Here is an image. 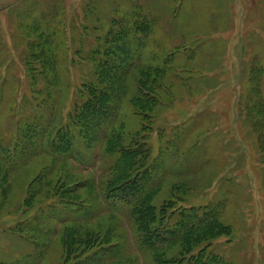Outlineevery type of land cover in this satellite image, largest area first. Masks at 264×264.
I'll return each instance as SVG.
<instances>
[{
	"label": "rangeland",
	"instance_id": "obj_1",
	"mask_svg": "<svg viewBox=\"0 0 264 264\" xmlns=\"http://www.w3.org/2000/svg\"><path fill=\"white\" fill-rule=\"evenodd\" d=\"M260 98L264 0H0V148L40 133L9 170L0 150V264H264ZM214 208L212 237L145 243Z\"/></svg>",
	"mask_w": 264,
	"mask_h": 264
},
{
	"label": "trees",
	"instance_id": "obj_2",
	"mask_svg": "<svg viewBox=\"0 0 264 264\" xmlns=\"http://www.w3.org/2000/svg\"><path fill=\"white\" fill-rule=\"evenodd\" d=\"M144 29L145 28H143V30ZM121 42H122V39L120 37H116L114 39L112 38V52L117 53V55H119V58H121V56H125L128 58L129 49L127 47H124V45H122ZM125 68H126L125 64L120 59L116 64H114L110 68L103 66L102 72L106 73L105 79H110L113 81V80H116L117 77L123 75L126 72ZM120 70H122L121 73H120ZM108 97L109 99H107V97L105 98L107 105L106 107H104V112L101 114H97L98 117L95 114H92V115L86 114L85 117L90 119V122H89L90 126H88L87 132H85L86 135L87 133H91V132L94 133L98 131L97 129L103 128V126L105 127V124L108 125L111 122L112 114L114 113V110L112 109V96H108ZM256 106L259 109V111L264 114V100L262 98H260ZM261 122L264 124V119H262ZM24 132H25L24 135L22 132V136L24 139L22 140L21 143L19 144L15 143L12 146V148L11 147H8L5 149L0 148V150H3L5 152L3 155L8 158V162L4 163L7 170H9V167L18 166V159L25 160L26 158H28L29 156L33 155L34 153L38 151V141L40 139V133H37L33 128H30V127L26 128V131ZM262 142H264V136L262 138ZM58 151H61L63 153L65 152L63 148L59 149ZM16 154H18L19 156H16ZM126 159L127 157L124 158L126 166L122 170H119L120 173L117 176L118 178L124 176L125 173L130 168H132V166H136L138 164V161L133 157L131 158L129 156V158L127 160ZM13 160H16V161L13 162ZM141 186H140L141 192L142 191L145 192L144 190L146 187L143 186L141 188ZM69 191L72 192L73 190L71 189ZM141 192H139L137 196L141 197L146 194V192L145 193H141ZM148 203L149 202H147V204ZM165 210L162 213L164 214L167 213V211ZM137 212H142V211L138 209L137 211H130V215L138 228L143 229L146 225H152L155 222H157V219H156L157 213H155V209L151 208L147 211L143 210L142 214L137 213ZM218 212H219L218 208H214L213 210L208 209V211H206L202 216H199V218H198V214L196 213V211H186L184 213H181V215H179V220L177 219L175 221L173 225L174 228H172L169 231L166 238L155 240L156 236H151V238L145 241V243L148 246L152 247V249L157 250V247L159 246V244L166 243L169 240L171 241L182 240V242H189V240L192 239V236L196 234H200V233L204 234L203 236L205 237L208 236L210 238L212 237L211 235H215L216 233H219V231L221 230V229H218V227H216L214 230H208L212 228L211 225H216L218 223L217 222ZM175 226H177V228H175ZM190 235L191 237L188 238ZM194 237L195 239H193V241H191V243L188 244L189 246H191V244L193 246L194 243L204 238L202 237L201 239L196 240L197 238H200V237H197V236H194ZM196 264H199V263H196Z\"/></svg>",
	"mask_w": 264,
	"mask_h": 264
}]
</instances>
